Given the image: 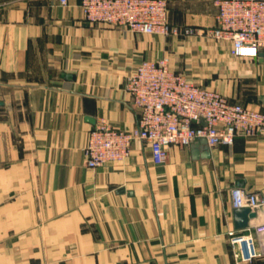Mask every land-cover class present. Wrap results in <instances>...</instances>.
Segmentation results:
<instances>
[{
  "label": "crops",
  "instance_id": "1",
  "mask_svg": "<svg viewBox=\"0 0 264 264\" xmlns=\"http://www.w3.org/2000/svg\"><path fill=\"white\" fill-rule=\"evenodd\" d=\"M67 1L0 0V264H238L231 190L264 198V135L200 145L198 157L199 141L172 147L162 165L136 141L126 161L91 170L84 149L101 121L137 127L125 80L142 61L168 57L193 83L264 112V56L91 24L82 0ZM216 1L168 0V22L213 28ZM261 223L264 211L248 226Z\"/></svg>",
  "mask_w": 264,
  "mask_h": 264
},
{
  "label": "built area",
  "instance_id": "2",
  "mask_svg": "<svg viewBox=\"0 0 264 264\" xmlns=\"http://www.w3.org/2000/svg\"><path fill=\"white\" fill-rule=\"evenodd\" d=\"M67 5V0H60ZM213 28H178L168 22V0H82L81 10L91 24H106L150 35L210 38L231 45L237 58H254L264 50V0H217ZM125 89L140 111L131 131L101 121L90 131L84 149L88 169L124 162L136 141L148 146L156 165L166 162L172 147H189L206 140L210 147L232 146L237 137L264 135V112L234 103L210 88L197 85L171 68L170 59L142 61L127 76ZM232 206L248 203L257 214L264 198L241 188L231 190ZM234 261L252 263L264 257V223L228 232Z\"/></svg>",
  "mask_w": 264,
  "mask_h": 264
},
{
  "label": "water",
  "instance_id": "3",
  "mask_svg": "<svg viewBox=\"0 0 264 264\" xmlns=\"http://www.w3.org/2000/svg\"><path fill=\"white\" fill-rule=\"evenodd\" d=\"M264 54L260 53L259 57L263 58ZM203 145L207 146L206 140H200L195 144L193 148V156L198 157V146ZM210 154L208 151H205L202 154V158H209ZM257 217V213L251 210L250 205L247 203L244 208L235 209L234 210V220L235 226L237 229H244L249 225L250 220L255 219Z\"/></svg>",
  "mask_w": 264,
  "mask_h": 264
},
{
  "label": "rangeland",
  "instance_id": "4",
  "mask_svg": "<svg viewBox=\"0 0 264 264\" xmlns=\"http://www.w3.org/2000/svg\"><path fill=\"white\" fill-rule=\"evenodd\" d=\"M200 38H202V37H200ZM205 39L210 40V42H216V41H214V40H212L210 38H205ZM216 43H219V42H216Z\"/></svg>",
  "mask_w": 264,
  "mask_h": 264
}]
</instances>
